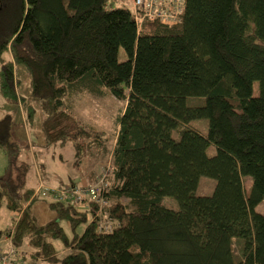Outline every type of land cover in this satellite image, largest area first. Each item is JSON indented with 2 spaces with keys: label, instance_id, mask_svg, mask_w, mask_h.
Wrapping results in <instances>:
<instances>
[{
  "label": "trees",
  "instance_id": "trees-1",
  "mask_svg": "<svg viewBox=\"0 0 264 264\" xmlns=\"http://www.w3.org/2000/svg\"><path fill=\"white\" fill-rule=\"evenodd\" d=\"M0 60L3 99L19 104L15 71L24 65L46 141L72 143L75 167L108 138L75 116L71 99L80 92L124 103L104 193L112 230L100 232L92 208L67 200L51 203L57 220L37 226L17 202L10 169L0 176V211L20 214L7 231L31 255L17 252L8 264H264V214L256 212L264 202V0H185L174 24H138L129 5L110 0H0ZM190 97L204 104L189 106ZM33 113L28 106L27 120ZM201 119L207 134L189 126ZM12 124L0 119L7 154L17 151ZM202 177L215 180L211 195L196 193ZM243 177L252 178L250 193Z\"/></svg>",
  "mask_w": 264,
  "mask_h": 264
},
{
  "label": "rangeland",
  "instance_id": "rangeland-1",
  "mask_svg": "<svg viewBox=\"0 0 264 264\" xmlns=\"http://www.w3.org/2000/svg\"><path fill=\"white\" fill-rule=\"evenodd\" d=\"M110 3H112L113 8L122 7L124 4L131 5L130 0H110ZM126 58H128L127 53L121 48L119 60L124 61ZM15 77L20 102L19 104H10L0 94V119L11 116L13 121L11 141L16 144L17 151L14 154L0 151V176L7 174L11 169L10 176L17 178L20 184L17 202L24 207H29V212L35 219V223L37 226L42 227L59 218L58 210L51 206V203L59 200L54 198L50 190L63 189L72 184V181L86 184L84 181L88 178L90 172L100 169L103 173L107 170L110 165V151L113 149L117 137L118 119L124 108V103L111 95L93 97L83 95L80 92L71 99L70 106L75 116L87 126L105 133L108 138L105 146L94 144L81 167H75V150L72 143L51 144L46 141L42 130L45 114L42 112L41 102L32 95L31 76L24 65H18ZM258 93V84H256L254 94L258 95ZM203 104L204 98L190 97L187 99V105L189 106ZM28 106L34 109V117L32 121L27 120V124L24 113H27ZM189 126L202 134H207L209 130L207 119L192 121ZM173 137L178 139L179 134L173 131ZM207 152L209 156H214L216 148L211 146ZM215 183L212 178L202 177L196 193L198 195H211ZM243 184L246 192L250 193L252 178L243 177ZM27 192H32L34 195L29 201L23 198ZM163 205L174 210L178 209L177 202L169 197L163 199ZM80 209L83 208L80 207ZM256 212L264 214V202L256 208ZM16 215L20 214L15 213L12 215L7 208L0 211V231H5L4 237L0 240V254L3 248L8 246L10 251L11 248L15 250V253L11 256H16L19 253L22 256L29 257L31 255L30 248L25 247L20 252L14 246L12 232L7 231V229L13 227L15 221L12 222V217ZM15 218L17 219V217ZM62 224L65 226L64 221ZM54 243L60 254L64 255L60 242L55 241ZM241 246L242 241L239 238L233 239V252L236 262L242 259ZM11 258L14 259L13 256ZM26 262L27 264H48L40 261L33 263L29 259Z\"/></svg>",
  "mask_w": 264,
  "mask_h": 264
},
{
  "label": "built area",
  "instance_id": "built-area-1",
  "mask_svg": "<svg viewBox=\"0 0 264 264\" xmlns=\"http://www.w3.org/2000/svg\"><path fill=\"white\" fill-rule=\"evenodd\" d=\"M131 10L138 24L145 21L174 24L184 9L185 0H130ZM110 165L103 173H99L94 183L69 184L60 190H50L54 198L60 201L67 200L70 203L89 210L92 208L94 219L98 222L100 232H110L114 226L113 219L107 213L109 200L105 196L107 189L106 178L109 174ZM17 221L20 215H16ZM14 234V231L12 232ZM13 237V235H12ZM10 239V238H9ZM11 240V239H10ZM15 250L11 248L9 254H0V264H8L11 254Z\"/></svg>",
  "mask_w": 264,
  "mask_h": 264
},
{
  "label": "crops",
  "instance_id": "crops-1",
  "mask_svg": "<svg viewBox=\"0 0 264 264\" xmlns=\"http://www.w3.org/2000/svg\"><path fill=\"white\" fill-rule=\"evenodd\" d=\"M23 112V111H22ZM24 113V112H23ZM24 118L28 124V121H27V114L26 112L24 113ZM100 169L96 170V171H92L88 174V178H86V180L84 182L90 184V183H94L96 180H97V177L100 173ZM97 176V177H96ZM41 262V261H40Z\"/></svg>",
  "mask_w": 264,
  "mask_h": 264
},
{
  "label": "clouds",
  "instance_id": "clouds-1",
  "mask_svg": "<svg viewBox=\"0 0 264 264\" xmlns=\"http://www.w3.org/2000/svg\"><path fill=\"white\" fill-rule=\"evenodd\" d=\"M110 163V162H109Z\"/></svg>",
  "mask_w": 264,
  "mask_h": 264
}]
</instances>
